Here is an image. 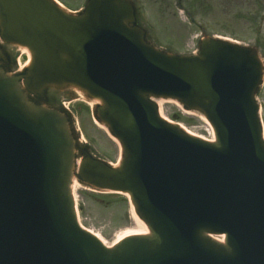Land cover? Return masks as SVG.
<instances>
[{
	"label": "water",
	"instance_id": "95a60500",
	"mask_svg": "<svg viewBox=\"0 0 264 264\" xmlns=\"http://www.w3.org/2000/svg\"><path fill=\"white\" fill-rule=\"evenodd\" d=\"M4 46L27 49L30 65L14 72ZM262 82L243 45L204 38L189 56L154 47L128 0H89L80 14L0 0V264H264ZM52 89L98 102L118 167L79 147ZM158 100L204 116L215 142L167 122ZM73 179L129 196L149 235L108 249L80 227Z\"/></svg>",
	"mask_w": 264,
	"mask_h": 264
},
{
	"label": "rangeland",
	"instance_id": "374dc122",
	"mask_svg": "<svg viewBox=\"0 0 264 264\" xmlns=\"http://www.w3.org/2000/svg\"><path fill=\"white\" fill-rule=\"evenodd\" d=\"M83 1L85 0H64L62 2L65 7L76 10L84 4ZM245 5L243 0H238L237 11L233 16L221 15L218 17L196 10V12H192L195 20L194 25H190L188 16L181 12H178L175 18L169 16L164 25L158 22L152 12H149L146 24L149 26L151 24L153 27L150 26L151 28H147V31L155 46L179 55H190L197 52L200 41L212 36L246 44L249 37L248 29L251 25L246 21L249 12ZM4 49L15 59L13 71L17 72L19 68L23 69L28 60L26 53L14 46H4ZM19 58L20 66L18 68L17 60ZM48 94L50 97L52 96L53 106H57L56 102L59 101L71 102L70 109L79 124V134H83L82 142L84 144L79 142V147L84 148L85 151L98 159L113 165L117 164L119 148L107 132L96 124L91 109L94 107V102L89 101L81 92L74 96L75 93L71 89L57 92L51 90ZM157 103L160 105L162 115L169 121L180 124L183 130L198 137L206 140L213 139L214 133L208 122L198 112L186 111L174 101L158 100ZM81 184L78 180L76 191L80 223L86 230L97 235L106 246H112L127 233L140 230L135 222L132 208L127 204L125 197L96 192L90 188L88 190Z\"/></svg>",
	"mask_w": 264,
	"mask_h": 264
},
{
	"label": "flooded vegetation",
	"instance_id": "af4514ba",
	"mask_svg": "<svg viewBox=\"0 0 264 264\" xmlns=\"http://www.w3.org/2000/svg\"><path fill=\"white\" fill-rule=\"evenodd\" d=\"M64 1V0H59ZM86 1V0H85ZM134 7L136 24L141 28L153 27L146 24L149 12L157 18L161 24L166 23V19L171 16L175 18L178 12L188 16L190 25H194L192 12L202 11L214 16H233L238 7V0H130ZM242 1V0H241ZM248 9L246 21L251 27L249 30L248 42L246 45L255 50L260 58L264 69V0H243ZM84 3V1H83ZM62 4H64L62 2ZM84 8V4L76 10L70 9L74 13H79ZM155 13V15H154ZM148 15V16H147ZM168 22V21H167ZM257 100L261 106V116L264 125V81L258 91ZM63 106V105H62ZM64 107V106H63Z\"/></svg>",
	"mask_w": 264,
	"mask_h": 264
},
{
	"label": "bare ground",
	"instance_id": "6f19581e",
	"mask_svg": "<svg viewBox=\"0 0 264 264\" xmlns=\"http://www.w3.org/2000/svg\"><path fill=\"white\" fill-rule=\"evenodd\" d=\"M23 53H27L29 54L28 50L26 49H22ZM29 65V62L27 63L26 66ZM98 103V102H97ZM167 120V119H166ZM169 121V120H167ZM170 122V121H169ZM171 123V122H170ZM96 124L101 128L103 129L105 132L107 131V129L105 127H102L101 125H99L97 122ZM192 134V133H190ZM193 135V134H192ZM132 212H133V216H134V219H135V222L137 224V226L140 228L139 231H133V232H130V233H127L126 235H124L123 237L119 238V240L116 242V244H118L119 242H121L122 240L130 237V236H141V235H149V230H148V227L138 218V216L135 214L134 212V209L132 208ZM224 242V238L222 239L221 243Z\"/></svg>",
	"mask_w": 264,
	"mask_h": 264
}]
</instances>
